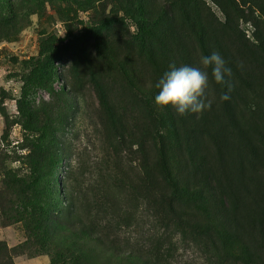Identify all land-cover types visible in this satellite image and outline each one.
<instances>
[{"label":"rangeland","instance_id":"rangeland-1","mask_svg":"<svg viewBox=\"0 0 264 264\" xmlns=\"http://www.w3.org/2000/svg\"><path fill=\"white\" fill-rule=\"evenodd\" d=\"M213 52L230 92L209 68V110L156 106L170 64ZM24 92L50 129L41 149ZM237 138L243 172L217 155ZM203 158L205 199L180 192ZM33 200L50 216L32 220ZM61 238L89 264H264V0H0V243L19 248L14 264H52Z\"/></svg>","mask_w":264,"mask_h":264},{"label":"trees","instance_id":"trees-1","mask_svg":"<svg viewBox=\"0 0 264 264\" xmlns=\"http://www.w3.org/2000/svg\"><path fill=\"white\" fill-rule=\"evenodd\" d=\"M34 75L36 76V78L38 79L39 82L43 83L44 82V76L42 75V72L35 71ZM227 87V86H225ZM224 87V88H225ZM228 89V87H227ZM27 96L28 94L24 92L21 100L18 102V110L19 113L21 114V116L23 118H25L26 120V130L32 133H35L37 137V141L39 142L38 144V148L41 149L43 147L44 142L47 140V136L49 133V126L47 125H43L40 126L37 124L36 120H37V113H35V111L31 110L29 108L28 105V101H27ZM244 135V134H243ZM226 145L224 147H220L219 145L221 144V142H219L218 144V158H219V162L223 165V163L225 164V167L227 166V159H234V162L238 161L237 158H240L239 160L241 161L240 163V168H242V172L243 170L246 171V166L248 163H251V158L250 155L248 153L249 149L247 147V143H241L238 138L236 140L229 139L226 140ZM233 150H237V151H233ZM163 154V157L158 156L157 157V164H158V171H160L161 176L163 177V179H165L166 184L168 185H173L174 188H177V191L181 190L180 185H178V180L179 177L178 175L174 174V172L169 170V162H168V154L166 151L161 152ZM204 161L202 162L200 160V163H196L194 165L193 168V178L194 180L197 181V183H195L194 186L191 185H182L183 189L180 192H187L188 196H190L191 194H195L197 195V197H201L203 199L206 198L207 196V192L206 189L210 188L211 182L214 180V173L215 170L214 168L211 171L210 168V164L207 163L206 159L203 158ZM229 159V161H230ZM227 168V167H226ZM170 183V184H169ZM181 194V193H179ZM213 200H216L217 202H219L220 204V199H219V195H214L213 196ZM32 208H34L36 210L35 214H32L33 219L32 220H38V221H43V218H46V216H50V213L48 212V210L44 207H41L40 205H38L36 202H34V200L32 201L31 204ZM44 214V216L42 215ZM39 218H41L39 220ZM49 226H46V228ZM63 236H67L63 235ZM78 237H74L76 238L77 241H83L84 240V236L83 234L81 235H76ZM43 239L45 240V242L48 244L50 243L49 237L47 238L46 236L43 237ZM62 241V245L59 251H56L52 257V264H89L88 261H86V255H84V253L78 252V253H73L74 251H72L73 249H76V247H70L68 245V242L65 241V238H61ZM76 242V243H79ZM0 258L3 259H7L9 262L6 264H14L13 263V259L15 256H17L18 254V249L19 248H11L9 249L8 246L6 244L0 243ZM247 248V247H246ZM246 253H241V256L238 255L239 258H241V260H245V261H251L254 260L253 259V255L250 253V251L247 250L245 251ZM11 260V263H10Z\"/></svg>","mask_w":264,"mask_h":264},{"label":"clouds","instance_id":"clouds-1","mask_svg":"<svg viewBox=\"0 0 264 264\" xmlns=\"http://www.w3.org/2000/svg\"><path fill=\"white\" fill-rule=\"evenodd\" d=\"M201 67L188 65L176 66L175 63L169 65L166 71L156 82L155 87L158 94L155 96V104L160 108L171 107L178 115H185L189 112L199 114L211 108L212 101L208 98L207 89L209 87V72L218 85L227 86L231 91L226 77L231 76V69L226 66L224 58L218 53L202 56ZM230 96L222 92L221 101H227Z\"/></svg>","mask_w":264,"mask_h":264},{"label":"crops","instance_id":"crops-1","mask_svg":"<svg viewBox=\"0 0 264 264\" xmlns=\"http://www.w3.org/2000/svg\"><path fill=\"white\" fill-rule=\"evenodd\" d=\"M19 263V262H18Z\"/></svg>","mask_w":264,"mask_h":264}]
</instances>
